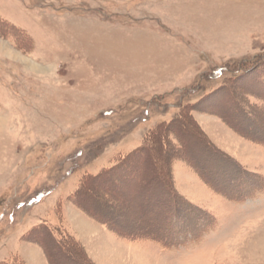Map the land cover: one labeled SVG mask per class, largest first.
I'll list each match as a JSON object with an SVG mask.
<instances>
[{
    "label": "rangeland",
    "instance_id": "374dc122",
    "mask_svg": "<svg viewBox=\"0 0 264 264\" xmlns=\"http://www.w3.org/2000/svg\"><path fill=\"white\" fill-rule=\"evenodd\" d=\"M6 2L0 264H264V0Z\"/></svg>",
    "mask_w": 264,
    "mask_h": 264
},
{
    "label": "trees",
    "instance_id": "16d2710c",
    "mask_svg": "<svg viewBox=\"0 0 264 264\" xmlns=\"http://www.w3.org/2000/svg\"><path fill=\"white\" fill-rule=\"evenodd\" d=\"M238 173H239L237 175L238 177L237 176H233V178H227L228 179L227 181H228L229 184H226L227 186H225V184H224V187H223L224 190L226 188H228V190L231 189V191L234 192L235 188L245 189L246 191L251 188V186L247 182L246 176H245V175H247V177H248L250 175L247 172L243 173V172L239 171ZM234 193H236V195H237V200L243 199V194L241 192H234Z\"/></svg>",
    "mask_w": 264,
    "mask_h": 264
},
{
    "label": "crops",
    "instance_id": "0c3cea01",
    "mask_svg": "<svg viewBox=\"0 0 264 264\" xmlns=\"http://www.w3.org/2000/svg\"><path fill=\"white\" fill-rule=\"evenodd\" d=\"M0 2H2V3H9V2H6V0H0ZM1 19V18H0ZM1 20H3V19H1ZM4 22H6L5 20H3ZM6 23H8V22H6ZM8 24H10V23H8ZM24 261V260H23ZM24 262H26V261H24Z\"/></svg>",
    "mask_w": 264,
    "mask_h": 264
},
{
    "label": "bare ground",
    "instance_id": "6f19581e",
    "mask_svg": "<svg viewBox=\"0 0 264 264\" xmlns=\"http://www.w3.org/2000/svg\"><path fill=\"white\" fill-rule=\"evenodd\" d=\"M41 70V69H40Z\"/></svg>",
    "mask_w": 264,
    "mask_h": 264
}]
</instances>
